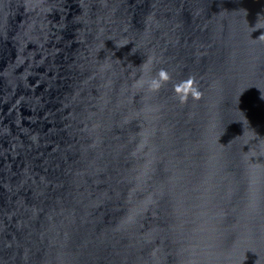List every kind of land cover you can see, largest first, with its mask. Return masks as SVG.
<instances>
[{
  "label": "water",
  "instance_id": "1",
  "mask_svg": "<svg viewBox=\"0 0 264 264\" xmlns=\"http://www.w3.org/2000/svg\"><path fill=\"white\" fill-rule=\"evenodd\" d=\"M0 264H264V0H0Z\"/></svg>",
  "mask_w": 264,
  "mask_h": 264
}]
</instances>
